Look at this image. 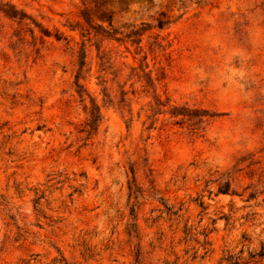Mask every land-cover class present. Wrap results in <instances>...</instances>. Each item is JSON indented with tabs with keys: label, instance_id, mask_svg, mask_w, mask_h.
Wrapping results in <instances>:
<instances>
[{
	"label": "rangeland",
	"instance_id": "obj_1",
	"mask_svg": "<svg viewBox=\"0 0 264 264\" xmlns=\"http://www.w3.org/2000/svg\"><path fill=\"white\" fill-rule=\"evenodd\" d=\"M0 264H264V0H0Z\"/></svg>",
	"mask_w": 264,
	"mask_h": 264
},
{
	"label": "trees",
	"instance_id": "obj_2",
	"mask_svg": "<svg viewBox=\"0 0 264 264\" xmlns=\"http://www.w3.org/2000/svg\"><path fill=\"white\" fill-rule=\"evenodd\" d=\"M82 16H83V17H82L83 20H85L86 18H85V14H84V13H83ZM105 18H106V19H105ZM103 19H105V21L108 22V24L110 25V17H103ZM80 66H81V68H82V67H84V64L82 63V65H80ZM77 80H78V78H77ZM93 124H94V125L97 124V121H93L91 125H93Z\"/></svg>",
	"mask_w": 264,
	"mask_h": 264
}]
</instances>
